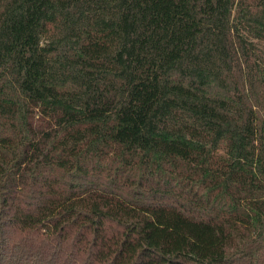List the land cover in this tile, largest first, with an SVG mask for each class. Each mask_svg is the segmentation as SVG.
Segmentation results:
<instances>
[{"label":"trees","instance_id":"16d2710c","mask_svg":"<svg viewBox=\"0 0 264 264\" xmlns=\"http://www.w3.org/2000/svg\"><path fill=\"white\" fill-rule=\"evenodd\" d=\"M0 264H264V0H0Z\"/></svg>","mask_w":264,"mask_h":264}]
</instances>
